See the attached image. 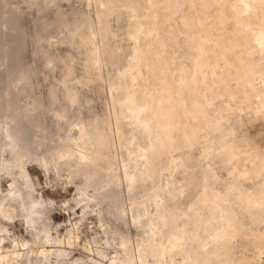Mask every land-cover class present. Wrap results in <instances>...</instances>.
I'll list each match as a JSON object with an SVG mask.
<instances>
[{"label":"bare ground","instance_id":"obj_1","mask_svg":"<svg viewBox=\"0 0 264 264\" xmlns=\"http://www.w3.org/2000/svg\"><path fill=\"white\" fill-rule=\"evenodd\" d=\"M94 1L101 39L112 34L105 22L108 17L130 16L135 59L130 71L109 78L115 126L113 121L96 118L70 123L62 138L66 145L55 154V168L60 172L68 166L85 178L76 199L85 204L84 210L92 204H111L99 211L92 206L90 213L100 217L101 224L111 215L126 227L131 221L144 233L134 242L120 228L107 227L111 243L118 244L113 247L116 255L108 245L101 246L96 252L89 250L101 261L91 260L96 264H161L164 260L168 264H259L257 259H264V145L238 135L233 119L247 108L264 109V0ZM178 11L187 30L184 44L195 43L190 68L184 63L175 67L174 47L183 41H178L171 24ZM228 22L232 33L218 28ZM95 28L90 19L76 22L81 37L86 32L95 36ZM85 40L93 42L90 37ZM142 42L149 49L143 50ZM104 46L112 73L118 58L108 42ZM92 62L98 66L100 60L94 57ZM142 67L149 75L143 82ZM66 97L77 101L68 90ZM222 98L226 100L215 103ZM21 121L15 115L0 126V174L12 176L20 169L23 180L13 177L7 192L0 181V219L12 222L21 217L32 240L11 237L0 223V264H42L39 258L52 256L56 264H85L82 258H70L79 242V228L65 235L57 231L55 237L47 201L36 196L25 166L35 152ZM213 131L218 136L211 138ZM4 134L9 147L1 141ZM199 144L201 156L211 159V164L190 170L191 154L183 151ZM38 161L49 171L47 162ZM5 234L11 247L5 245Z\"/></svg>","mask_w":264,"mask_h":264},{"label":"rangeland","instance_id":"obj_2","mask_svg":"<svg viewBox=\"0 0 264 264\" xmlns=\"http://www.w3.org/2000/svg\"><path fill=\"white\" fill-rule=\"evenodd\" d=\"M234 2L237 3V0L232 1ZM96 6L94 0H54V2L0 0V126L6 125L12 116L21 118L22 125L31 135L30 145L34 147L35 152V158L25 160V166L37 189L36 196H42L47 201V215L51 220L50 225L53 227L55 237L58 235L57 231L65 235L68 230L79 228V242L71 250L70 258L72 260L82 258L85 264H96L91 258L101 261L96 253L89 251L92 248L96 252L98 247L104 248L108 245L106 248H109V252L116 255L113 247L118 244L111 243V230L120 228L118 231L127 233L126 235H129L134 242L144 233L131 221L126 227L122 220L111 215L106 216L105 222L101 224L100 217L90 213L92 206L99 211L101 208H110L111 204L104 203L102 206L92 204L91 208L84 210L85 204L80 205L76 199L79 197L78 187L85 182V178L74 174L73 169L68 166H64L60 172L55 168V154L66 145L62 138L66 136L70 123L78 119L88 121L96 118L104 119L109 124L113 121L111 125L115 126L111 84L113 82L110 75L113 74L115 78L123 72L130 71L135 59L136 44L131 34L133 21L130 16L123 13L119 20L116 16L108 17L105 22L107 21L112 34L106 39H101ZM185 7L187 6L182 9L186 10ZM181 16V11L176 12L174 16L176 20L171 22L178 41L183 40L182 45L174 47L177 52L175 67L184 63L190 68L196 57V48L191 40L187 41L188 45L184 44L187 40V30L181 23ZM88 19L96 27L95 36L93 32H86L85 36L81 37L76 30V22H85ZM211 20L213 21V18ZM221 27L225 28L227 33H232L233 25L230 22L218 28ZM86 37L92 38L93 42H87ZM106 41L118 58L117 64L111 70L112 73L103 49ZM142 49H149V45L144 42ZM94 57L100 60L98 66L92 62ZM142 72L141 82L147 81L149 75L144 67ZM67 90L76 95L75 103L67 99ZM224 99L226 100L222 98L215 103ZM57 113L63 116L58 117ZM233 122L238 135L255 138L264 145V109L247 108L242 116L240 118L236 116ZM220 124L223 128H227L225 121H221ZM217 136L218 132L213 131L211 138ZM1 138L2 143L9 147L11 143L8 135L4 134ZM39 143L42 145L39 146ZM183 153L191 154V158L187 160L190 170L211 164V159L201 156V144L192 151H183ZM5 156L9 157L10 154L6 152ZM38 159L48 163L51 167L49 171L41 166ZM216 162L219 163V160ZM216 169L219 171L218 167ZM19 173L20 169H15L12 176L4 172L0 174L4 192L11 188L13 177L20 182L23 181ZM124 190L123 199L126 207H129L128 193L126 189ZM93 192L91 190L90 193ZM109 212L113 214L114 210L110 209ZM0 223L6 225L11 237L32 240L21 217L15 218L12 222L0 219ZM4 237L6 247H11L9 235L5 234ZM39 259L43 260L42 264H56L57 261L55 256ZM35 260L36 258L33 257V261ZM259 260L257 259L259 264L264 261L263 257ZM161 264H168V261L164 260Z\"/></svg>","mask_w":264,"mask_h":264}]
</instances>
